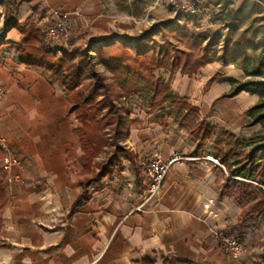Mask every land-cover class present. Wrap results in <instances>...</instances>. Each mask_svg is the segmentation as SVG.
I'll list each match as a JSON object with an SVG mask.
<instances>
[{"label":"crops","instance_id":"obj_1","mask_svg":"<svg viewBox=\"0 0 264 264\" xmlns=\"http://www.w3.org/2000/svg\"><path fill=\"white\" fill-rule=\"evenodd\" d=\"M248 1L260 0H192L195 14L186 29L205 31L203 21L214 17L211 9L227 11V3L237 31L262 42L264 36L242 23ZM132 2L141 5L140 12L117 9L115 0H0V136L21 161L3 170L0 148V264H253L246 246L239 259H232L214 238V226L242 236L235 231L241 226L231 225L242 210L226 189L221 194L230 177L224 166L209 153L208 143L202 153H194L195 142L170 106L140 108L147 94L125 97L133 103L123 110L128 133L119 141L122 151L106 146L88 162L67 90L20 59L21 30L53 21L52 10L69 14L68 54L112 36L137 37L155 23L177 18V10L163 0ZM253 12L244 17L252 19ZM222 25L225 34L230 24ZM205 33L209 39L210 32ZM238 60H213L191 76L163 69L154 74L168 82L170 95L188 98L206 124L241 139L257 131V124H244L258 95L240 91L222 97L231 90V80L251 78ZM155 154L163 161L178 158L158 192L146 199L147 168ZM208 199L215 217L205 218Z\"/></svg>","mask_w":264,"mask_h":264},{"label":"trees","instance_id":"obj_2","mask_svg":"<svg viewBox=\"0 0 264 264\" xmlns=\"http://www.w3.org/2000/svg\"><path fill=\"white\" fill-rule=\"evenodd\" d=\"M232 19L222 38L213 35L203 45L208 35L200 32L190 34L186 29L190 17L178 12L177 18L155 23L137 37L112 36L99 43H90L77 53L76 61L75 53L63 52L61 57H56L43 45L39 31L29 26L21 30L18 51L22 62L49 73L67 90L70 111L75 113L79 123L76 133L88 162L106 146L122 151L119 141L126 137L128 123L120 98L148 94L151 107L169 105L172 108L179 126L185 128L195 142L194 153H202L207 143L213 144L214 157L230 176L226 178L221 194L225 193L227 184L235 183L243 188H238L239 194L234 195L240 202L243 198H255L253 188L264 186V41H256L255 35H246L245 30L238 32ZM218 42L223 43L218 50L221 54L214 59L224 63H234L239 59L244 73L252 76L244 81L231 80V90L224 96H234L240 91L258 95V101L246 111L249 119L245 126L260 124L262 131L244 139L225 130L216 132L213 126L200 119L196 106L185 97L170 95L168 85L153 74L163 68L171 73L181 70L191 75L211 61L209 54ZM178 43H183L187 49ZM198 51L202 55L195 54ZM97 65L115 79L119 89L108 81ZM83 74L90 83L84 89H78ZM262 212L264 194L255 198L254 204L243 215ZM164 264L194 263L171 260Z\"/></svg>","mask_w":264,"mask_h":264},{"label":"rangeland","instance_id":"obj_3","mask_svg":"<svg viewBox=\"0 0 264 264\" xmlns=\"http://www.w3.org/2000/svg\"><path fill=\"white\" fill-rule=\"evenodd\" d=\"M168 1L169 0H163L164 5L169 7V8H173L174 10H177V12L182 13V15L191 16V15L195 14V11L193 13L185 11L184 10L185 7L182 4L173 5V4L169 3L170 1L169 2ZM194 4H195V2H194ZM225 5H226V7H228L227 11H223L221 9V7L212 8L211 11H210V13H211L210 16H214V17L212 19H210V18L206 19L207 22L203 21L204 22V28H206L205 31L206 30L209 31L210 34H211V37L216 34L215 36H217L218 38H222L224 36L223 34L225 32L224 25H222V23L225 22L226 24L227 23L230 24L232 22V20H233L232 18H234L233 7H230V5L227 4V3ZM245 5L246 6L243 9L247 13L246 14L243 13L242 23L245 26H249V28L252 26L254 29H256L259 32L260 36H264V1L260 0V1H255L254 3L248 1L247 3H245ZM115 6H116L117 9L124 10V11H129L130 10L133 13H138V12H140V9H141L140 8L141 5L139 3L132 2V0H115ZM252 11H254L253 13L257 14L255 17H252V19L244 17L245 15L248 17L250 15V12H252ZM3 19H4V16L0 17V35L2 33V30L4 29ZM210 20H211V22H210ZM50 22H52V21H50ZM50 22H48V23H50ZM48 23H45L43 25H46ZM66 26H67V30H68V40H67V45L64 47L65 49L62 50L61 54L55 53V51H53L51 48H48L50 51H52L55 54L56 57H61L63 55V52H66L68 47H69L70 33H69V28H68L67 23H66ZM41 27H42V25L39 26L38 31L40 33L41 41L43 43V35H42V32H41ZM205 31L200 32V33L206 34ZM206 35H208V34H206ZM209 39L204 41L202 44L205 45L206 42L209 41ZM258 41H259V39H258ZM222 44H223L222 42H218V46H215L214 49H212L213 51L209 54V56H211L210 57L211 61L216 60L214 58H216V56H219L221 54V52H219L218 50L220 48L219 46H222ZM43 45H44V43H43ZM178 45L181 48H186V46H184L183 43H178ZM81 50H83V49H81ZM81 50H77V51L72 53V54L75 53L74 55H76L74 57L75 61L77 60V57H78L77 53L80 52ZM195 54L202 55V53L201 52L199 53V51L195 52ZM238 61L240 62V60H238ZM97 68L99 69V71L104 76L108 77L107 79H108L109 82L113 83V85L116 86L115 79L113 77H111V75L102 66L97 65ZM160 69H163V68H160ZM157 70H159V69H157ZM163 70H165V69H163ZM165 71L169 72L167 70H165ZM177 71H179L181 73H184L181 70H176L175 72H177ZM175 72H173V73L169 72V73H170V75H172ZM184 74H187V73H184ZM193 74H191V75H193ZM187 75H189V74H187ZM191 75H189V76H191ZM154 76L156 78H158L159 80H161L162 82H164L165 84L168 85V82L166 80H164V79H162L160 77H157L155 74H154ZM251 78H252V76H251ZM89 83H90V80L87 79L85 74H83L80 77V79H79L78 89H84ZM231 86H232V83H231ZM116 88H118V86H116ZM168 88H169V85H168ZM125 97H127V96H125ZM125 97H121L120 100H119V103L122 106L123 110H125L128 107H130V105L133 103V100H130L131 104H129L130 102L126 101ZM174 97H178V96H174ZM222 97H224V94H222ZM125 101L128 102V104H126ZM150 102H151L150 96H149L148 99L142 98L140 100V103H139L140 105H137V106L140 107V108H143V107L147 106V107H150L152 109H156V108L151 107ZM191 104H193V103H191ZM163 106H165V105H163ZM158 108H160V107H158ZM173 115H174V112L172 113V117H174ZM244 126H245V124H244ZM215 131L219 132L220 129L219 128H215ZM257 131L258 132L262 131V127H261L260 124H257ZM257 131H254V128H253V133L252 134H254ZM241 139H244V138H241ZM120 145L121 144H119V146ZM206 148H207V150H209V153L212 154L213 144L212 143H208ZM247 182H249V181H247ZM253 185L255 186V183H253ZM238 188L241 189V190L243 189L239 185H237L235 183L234 184L231 183V184H227L226 191L228 193H231L233 196L234 195L237 196L239 194ZM253 191L255 192V198H259L262 194H264V186L259 185L258 188L256 186V188H253ZM252 197L247 198V199L243 198V199L240 200V202H237V200L235 199V201L237 203L236 205H237L238 208H240L242 210V213H241V217H239V214L237 215V219H234V221L231 222V225H233V227H235L236 225H240L241 226V230L242 231H238V230H235V231L236 232H242V234H243L240 239L244 243V246H246V248H247V252H248L247 256H248L249 260L252 261L253 264H264V212H262L260 214H254V215H251V216H244L243 215V213L246 212L248 209H250L251 205L254 204L255 198H252ZM234 212L235 213H238V212L240 213V211L238 209H236ZM209 217H211V216H209ZM240 222H241V224H240Z\"/></svg>","mask_w":264,"mask_h":264},{"label":"built area","instance_id":"obj_4","mask_svg":"<svg viewBox=\"0 0 264 264\" xmlns=\"http://www.w3.org/2000/svg\"><path fill=\"white\" fill-rule=\"evenodd\" d=\"M170 1V2H169ZM168 2L173 5L182 4L185 7V11L193 13L195 11L193 3L191 0H169ZM51 14L55 19L46 24L42 25L41 32L43 35V43L45 47L51 48L55 53L61 54L64 47L67 45L68 40V30L66 26V19L69 14L62 10H52ZM3 16V13L0 12V17ZM2 93L0 91V97ZM0 148L3 150L4 154L1 158V168L3 170H9L12 167L20 166V159L12 155L8 149V143L0 136ZM177 156L174 155L168 161H163L158 154H155L151 161L149 162L147 168V195L146 199L153 197L159 190L165 176L168 172L170 164L177 160ZM9 180L13 179L12 175L8 176ZM213 200L208 199L204 203L203 208L207 216L215 217L216 211L212 208ZM204 219V218H203ZM211 232L218 242L222 251L232 259H239L246 251V248L242 241L238 238L233 232L224 230L219 227H211Z\"/></svg>","mask_w":264,"mask_h":264}]
</instances>
